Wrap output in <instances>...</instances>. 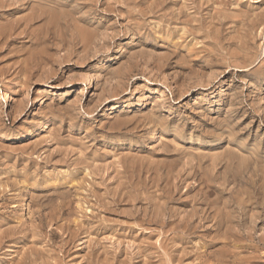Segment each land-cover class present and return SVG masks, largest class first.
Listing matches in <instances>:
<instances>
[{
  "label": "rangeland",
  "instance_id": "1",
  "mask_svg": "<svg viewBox=\"0 0 264 264\" xmlns=\"http://www.w3.org/2000/svg\"><path fill=\"white\" fill-rule=\"evenodd\" d=\"M27 1L0 4V264H264V0Z\"/></svg>",
  "mask_w": 264,
  "mask_h": 264
},
{
  "label": "bare ground",
  "instance_id": "2",
  "mask_svg": "<svg viewBox=\"0 0 264 264\" xmlns=\"http://www.w3.org/2000/svg\"><path fill=\"white\" fill-rule=\"evenodd\" d=\"M8 1H10V0H8ZM17 1V0H16ZM36 1V0H35ZM34 1V2H35ZM39 1V0H38ZM59 1H61V0H59ZM59 1L58 0H40V4H39V6H42V8L44 7V6H50V7H52V9H54L55 11H56V7L58 8V6L60 5L59 4ZM162 1V0H161ZM2 2V1H1ZM18 2V3H17ZM17 2H15V1H12V3H9V2H7V0H5V3H4V1H3V4L2 3H0V4H2V6L3 7H7L8 9H9V7H11V6H13V8L14 9H20L21 8V6H24L25 4L27 5H29V2L30 1H27L26 0V2H24V0L22 1V0H18ZM33 2V3H34ZM65 2V1H64ZM67 2L68 1H66V4H67ZM196 2V1H195ZM199 2V1H198ZM161 3V2H160ZM166 3V2H165ZM13 4H16L15 5V7H14V5ZM38 4V3H37ZM71 4V3H70ZM69 4V5H70ZM73 4V3H72ZM31 5V4H30ZM66 6V5H64V9L65 10H67L65 13H64V15H63V20L62 21H64V24L66 25V27H68V26H72V25H70V23L69 22H73L75 19L74 18H72L71 16H73L72 15V13H74L73 11V9H70V6ZM197 5V4H196ZM33 6H34V4H33ZM199 7V6H198ZM28 8V7H27ZM33 9H35L36 7H32ZM75 8V7H74ZM215 8V7H214ZM37 9V11L36 10H34L35 12L33 13L34 15H32V16H34V19L35 18H37V19H39L38 18V16H42V17H44V18H46L45 17V15H46V12H45V10L43 9H41V8H39V10H40V12H39V10H38V8H36ZM47 9V8H46ZM50 9V8H49ZM60 9H61V7H60ZM181 10H182V8H181ZM8 10L7 9H5L4 10V13H6ZM32 11V10H31ZM52 11V10H51ZM59 10H57V12H58ZM61 12V14H62V10H60ZM184 11V10H183ZM9 12V11H8ZM77 12V11H76ZM181 12V11H180ZM37 13H39V14H37ZM50 13V12H49ZM59 13V12H58ZM85 13V12H84ZM7 14V13H6ZM35 14H37V15H35ZM182 14V13H181ZM60 15V14H59ZM183 15V14H182ZM185 15V14H184ZM54 16H55V14H54ZM58 16V15H57ZM56 16V17H57ZM235 16V15H234ZM17 17H19V16H17ZM28 17V16H27ZM3 18V17H2ZM24 18V17H23ZM29 18V17H28ZM28 18H26V20L28 19ZM59 18V17H58ZM57 18V19H58ZM74 19L73 21L72 20H70L69 21V19ZM79 18V17H78ZM5 19H7V18H5ZM14 19V18H13ZM32 19H33V17H32ZM51 19V20H50ZM56 19V18H55ZM57 19H56V21H57ZM18 20V19H17ZM40 20V19H39ZM52 20H54V18L51 16V18L49 17V20H47V23H48V25L50 24V22H52ZM79 20V19H78ZM188 20V19H187ZM14 21H15V19H14ZM19 21V20H18ZM25 21V20H24ZM23 20H22V22H24ZM60 21H61V19H60ZM9 22V21H8ZM26 22V21H25ZM58 22V21H57ZM60 23V22H59ZM75 23H77L76 22V20H75ZM74 22H73V25L75 24ZM25 24V23H24ZM41 24V23H40ZM61 24V23H60ZM59 24V25H60ZM14 25V24H13ZM16 25V24H15ZM17 25H19V23L17 24ZM58 25V26H59ZM63 25V24H62ZM56 26H57V24H56ZM57 26V27H58ZM74 26H76V25H74ZM12 27V26H11ZM15 27V26H14ZM60 27H61V25H60ZM60 27H58L59 29H60ZM65 27V26H64ZM28 28V27H27ZM31 28V27H30ZM52 28H53V25H51V26H49L48 27V29H47V33L48 34H50V35H53V33L52 32H50V31H52ZM62 28V27H61ZM73 28V27H72ZM13 29V28H12ZM16 29V28H15ZM19 29V28H18ZM29 29V28H28ZM55 29H56V27H55ZM66 29V28H65ZM83 29V28H82ZM9 30V29H8ZM14 30V29H13ZM63 30V29H62ZM61 30V31H62ZM68 30H69V28H68ZM73 30H74V28H73ZM84 30H86V29H84ZM12 31V30H11ZM49 31V32H48ZM66 31H67V29H66ZM83 31V30H82ZM18 32V31H17ZM45 32V31H44ZM58 32V31H57ZM60 32V31H59ZM58 32V33H59ZM68 32V31H67ZM73 31H70V33H72ZM14 33H15V31H14ZM47 33H46V35H47ZM55 33H56V30H55ZM61 33V32H60ZM62 33H64L63 31H62ZM61 33V34H62ZM66 33V32H65ZM84 33H86V32H84ZM88 33V32H87ZM44 34V33H43ZM74 34V33H73ZM32 35V34H31ZM65 35V34H64ZM67 35V34H66ZM72 35V34H71ZM55 36H58L57 34H55ZM60 36H62V35H60ZM68 36V35H67ZM44 37V36H43ZM46 37V36H45ZM59 37V36H58ZM83 37H84V35H83ZM48 38V37H47ZM57 38V37H56ZM68 38V37H67ZM72 39L74 38V37H71ZM46 40V39H45ZM52 40V39H51ZM69 40H71V39H69ZM74 40V39H73ZM49 41V40H48ZM56 41V40H55ZM59 41V40H58ZM66 41V40H65ZM68 41V40H67ZM42 42V41H41ZM73 42V41H72ZM71 42V43H72ZM85 42V41H84ZM49 43V42H48ZM67 43V42H66ZM64 44V43H63ZM68 44H70V43H68ZM58 45V44H57ZM70 45H72V44H70ZM101 45V44H100ZM49 46H50V44H49ZM54 46H55V44H54ZM7 47V46H6ZM65 47V46H64ZM67 47H69V45L67 46ZM73 47V46H72ZM71 47V48H72ZM85 48H86V46H84ZM83 47V48H84ZM55 48H56V46H55ZM69 49V48H68ZM104 49V48H103ZM68 53V52H67ZM55 54V53H54ZM54 54H53V56H54ZM47 55V54H46ZM63 59V58H62ZM30 71V70H29ZM49 73V72H48ZM51 75V74H50ZM65 152V151H64ZM64 154V153H63ZM62 159V158H61ZM64 160V159H63ZM46 161V160H45ZM60 161V160H59ZM98 171V170H97ZM234 179H235V177H234ZM64 192H66V191H64ZM63 192H61L60 193V195L62 194ZM69 193V192H68ZM66 194V193H65ZM71 194V193H70ZM70 194H69V196H70ZM65 197L66 195H62L61 197ZM56 205H57V203H56ZM65 205V204H64ZM42 207H43V205H41ZM40 206V207H41ZM58 206H60L61 207V205H58ZM57 206V207H58ZM54 207V206H53ZM63 207V206H62ZM68 208H69V206H68ZM54 209V208H53ZM55 209H56V207H55ZM63 209H67V208H63ZM81 209H83V208H81ZM57 210V209H56ZM55 210V211H56ZM58 211V210H57ZM56 211V212H57ZM59 212H57V214H58ZM43 217V216H42ZM52 217V216H51ZM50 219H52V218H50ZM44 220V219H43ZM45 220L47 221V219L45 218ZM239 221V220H238ZM23 222V221H22ZM45 223V222H44ZM24 224V223H23ZM38 226L40 225V224H37ZM37 225H35V226H37ZM44 225V224H43ZM20 226V225H19ZM22 226V225H21ZM28 226V225H27ZM45 226V225H44ZM44 226H42V227H44ZM83 226V225H82ZM29 227V226H28ZM30 227H31V225H30ZM26 228V227H25ZM37 228V227H36ZM45 228V227H44ZM29 229V228H28ZM34 229V228H33ZM38 229V228H37ZM27 230V229H26ZM21 231H22V229H21ZM27 237V236H26ZM35 238V237H34ZM211 254V253H210ZM213 258V257H212ZM210 260V259H209ZM213 260V259H212ZM219 263V262H218Z\"/></svg>",
  "mask_w": 264,
  "mask_h": 264
}]
</instances>
